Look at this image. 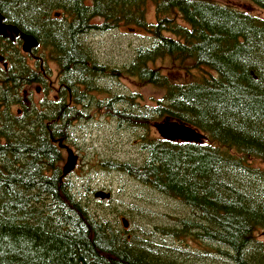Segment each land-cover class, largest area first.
I'll list each match as a JSON object with an SVG mask.
<instances>
[{
    "label": "trees",
    "instance_id": "obj_1",
    "mask_svg": "<svg viewBox=\"0 0 264 264\" xmlns=\"http://www.w3.org/2000/svg\"><path fill=\"white\" fill-rule=\"evenodd\" d=\"M250 1L264 10V0ZM0 14L47 51L60 87L57 103H31L21 119L11 114L25 85L44 82L43 69L26 65L19 40L0 43L15 67L0 78V264H264V240L255 236L264 232V170L253 165L264 162V18L214 0H0ZM120 27L143 31L145 43L128 61L101 62L86 39ZM168 59L189 61L179 69L201 73L173 81L157 66ZM123 79L162 95L141 105L136 94L104 83ZM94 94L109 96L107 105ZM124 98L127 113L114 110ZM93 102L116 120L115 133H130L135 157L95 167L133 182L137 188L124 189L134 201L148 202L150 191L178 202L193 219L118 228L112 217L122 207L133 223L134 204L94 201L89 184L62 175L61 146L72 142L76 122L88 121L82 109ZM165 121L204 139L153 136V125Z\"/></svg>",
    "mask_w": 264,
    "mask_h": 264
},
{
    "label": "rangeland",
    "instance_id": "obj_2",
    "mask_svg": "<svg viewBox=\"0 0 264 264\" xmlns=\"http://www.w3.org/2000/svg\"><path fill=\"white\" fill-rule=\"evenodd\" d=\"M218 4H226L232 6L240 11L250 13L254 16L264 18V10L256 6L250 0H214ZM147 20L148 22L154 21V7L152 4L147 6ZM144 32L141 30H129L128 27H120L114 31L107 32L104 34H95L89 36L86 40L96 57L104 63L108 64H121L129 60V55H132V49L143 43H145L142 38ZM18 48V53H20L26 60L24 62L28 67L34 66L32 58H36L37 65L34 70H38V66L43 69L44 82L38 84L25 85L23 87V97L22 103L14 105L10 108V113L23 118L25 115L30 114V104L32 106L41 109V104L46 100L53 98L54 95L59 96V80L57 75V66L50 59L46 50L39 47L34 50L32 54L28 55L23 53L21 49V44H16ZM33 56V57H30ZM23 61V59H22ZM157 66L161 67V71L165 73L171 80L176 82H188L194 77L199 76L201 73L197 69H189L188 72L179 69V67H190L191 62L185 61L182 63H171V61L164 60L157 63ZM105 84L115 87L119 93H134L136 94L141 105L152 104L150 98L161 97L162 92L151 86L139 85L134 81L127 79L120 80L119 82H113L111 80H105ZM109 96L94 94L92 99L94 101H101L100 106L107 105V99ZM21 111H17L18 109ZM116 105V108H119ZM81 108V107H79ZM97 106L95 102L88 104L83 111H86L89 118L88 121L76 122L70 130V135L72 137V142L67 143L62 147V158L64 161L61 162L60 167L63 168L67 161L68 151L72 152L73 156L76 157L75 168L68 172L66 175L62 174L64 177L73 179L74 181H82L89 184L91 189L95 192L104 191L109 193L110 205L117 207L118 200L124 199V203H132L135 207L132 209L131 221L133 223L129 224L128 230L123 228L121 219H126L129 221L127 216H123V208L118 210L117 216L112 217L113 222H116L118 228L129 231V229H136L146 223H150L153 227L162 228L163 226H172V216L183 217L187 219H193V216L189 213L188 209L179 204L174 200L163 199L160 196L148 191L146 203H139L134 201L130 195L125 192V189L133 190L136 185L129 181L127 178H123L120 175L106 174L99 170V167H95L101 160L106 159H135L132 152V147L129 146L132 139L130 133H115L113 131L116 120L113 117H109L108 114L103 112L98 113L96 111ZM152 135H158L154 125L151 129ZM78 139V140H77ZM82 139V140H81ZM161 139V138H160ZM78 142V143H77ZM82 142V143H81ZM95 162L94 165L92 163ZM254 166L264 170V162H255ZM110 182V184L108 183ZM79 184V183H78ZM80 185V184H79ZM104 185H111V190H107ZM120 186H122L121 191H119ZM104 187V188H103ZM127 195V196H125ZM94 197V195H93ZM95 198V197H94ZM94 201H99L97 198ZM102 200L104 202H108ZM140 210L143 211L145 215H148V220H143L140 215ZM151 221V222H149ZM120 222V223H119ZM129 223V222H128ZM120 224V225H119ZM150 228V229H151ZM257 239L264 240V232L257 231L255 234ZM168 245L173 243V238L168 237L165 239ZM188 244V250L195 247V244L186 240Z\"/></svg>",
    "mask_w": 264,
    "mask_h": 264
},
{
    "label": "water",
    "instance_id": "obj_3",
    "mask_svg": "<svg viewBox=\"0 0 264 264\" xmlns=\"http://www.w3.org/2000/svg\"><path fill=\"white\" fill-rule=\"evenodd\" d=\"M55 16H58L56 14ZM0 37L8 39L11 42H15L16 39H20L21 49L23 53L32 54L34 50L39 47L38 41L31 35L21 33L18 28L11 24L4 23V18L0 14ZM158 135L161 139L172 142H193L195 140H203L204 135L198 132L196 129L184 124H180L175 121H165L154 125ZM73 153L68 151L67 161L62 168V173L66 175L68 172L75 168L76 157ZM94 197L99 200L109 199L110 194L104 191H97L94 193ZM123 228L127 229L129 223L126 219H121Z\"/></svg>",
    "mask_w": 264,
    "mask_h": 264
},
{
    "label": "flooded vegetation",
    "instance_id": "obj_4",
    "mask_svg": "<svg viewBox=\"0 0 264 264\" xmlns=\"http://www.w3.org/2000/svg\"><path fill=\"white\" fill-rule=\"evenodd\" d=\"M0 38H1L0 43L5 44V43L8 41L7 39H3L2 37H0ZM17 40H19V42H20V44H21L20 39H17ZM9 42H10V41H9ZM10 43H14V42H10ZM30 57H33V56H30ZM32 60H33V62H34V66H30L29 68H30L32 71H34V67L36 66V63H35V62H36V58H32ZM10 68H12V67H11V65L9 64L8 56H7L5 53H0V78L2 77V75L4 74V72L8 71ZM12 70H15V67H13ZM24 93H25V91H24ZM68 99H70V98H67V99H66L67 104H68ZM126 99H127V98H124V99L121 100L118 104L114 103V104H113V109L115 110V109H116V105H119L120 107H119L118 109H122V110H124V111L127 113V111H128V107H129V104H127V102H125ZM58 100H59V96H58V95H54L53 98L49 99L48 101L45 100L43 103H45V102H46V104H47V103H48V104H51V102H53V103H57ZM43 103H42V104H43ZM69 103H70V101H69ZM123 104L125 105V107L121 106V105H123ZM17 111H21L20 107H19V109H18ZM81 116H82L84 119H86V118H89V119H90V117L88 116V114H87L86 111H83V112L81 113ZM61 149H62V148H61ZM62 150H63V149H62Z\"/></svg>",
    "mask_w": 264,
    "mask_h": 264
},
{
    "label": "bare ground",
    "instance_id": "obj_5",
    "mask_svg": "<svg viewBox=\"0 0 264 264\" xmlns=\"http://www.w3.org/2000/svg\"><path fill=\"white\" fill-rule=\"evenodd\" d=\"M78 140V139H77ZM82 140V139H81ZM78 143V142H77ZM82 143V142H81Z\"/></svg>",
    "mask_w": 264,
    "mask_h": 264
}]
</instances>
